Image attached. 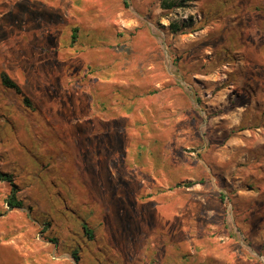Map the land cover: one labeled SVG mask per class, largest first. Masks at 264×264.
I'll return each instance as SVG.
<instances>
[{"label": "rangeland", "instance_id": "1", "mask_svg": "<svg viewBox=\"0 0 264 264\" xmlns=\"http://www.w3.org/2000/svg\"><path fill=\"white\" fill-rule=\"evenodd\" d=\"M0 170V264H264V0H0Z\"/></svg>", "mask_w": 264, "mask_h": 264}, {"label": "trees", "instance_id": "2", "mask_svg": "<svg viewBox=\"0 0 264 264\" xmlns=\"http://www.w3.org/2000/svg\"><path fill=\"white\" fill-rule=\"evenodd\" d=\"M160 6L162 8H172L173 6H178V0H160ZM169 29L171 32H177L180 26L176 23H169ZM1 82L4 86L14 89L16 92H19V88L15 82L9 79L6 74H1ZM0 181L7 182L10 185L9 194L6 198V204L9 208H18L23 205V201L16 197L17 186L13 181V174L8 171L0 170ZM191 183L186 184L189 186ZM76 237L72 236V240L75 242L77 248L80 247L81 243L86 247L87 240H92L93 238V230L87 223H80V232L75 231ZM55 240V238H54ZM55 242V241H53Z\"/></svg>", "mask_w": 264, "mask_h": 264}]
</instances>
